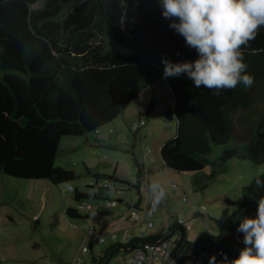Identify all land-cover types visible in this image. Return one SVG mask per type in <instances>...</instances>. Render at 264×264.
Returning <instances> with one entry per match:
<instances>
[{
	"label": "trees",
	"instance_id": "16d2710c",
	"mask_svg": "<svg viewBox=\"0 0 264 264\" xmlns=\"http://www.w3.org/2000/svg\"><path fill=\"white\" fill-rule=\"evenodd\" d=\"M37 1L0 0V173L52 185L77 179L74 171L54 165L61 137L95 131L136 101L143 88L164 78L173 104L163 115L175 121L176 133L160 145L158 154L164 167L194 173L196 184L197 175L212 163L208 158L212 145L230 140L234 113L252 103V87L264 80V27L241 48L253 77L251 86L238 85L215 95L203 86L194 88L184 74L162 75V56L176 61L193 59L196 53L169 28L157 0H45L31 8ZM241 150L230 146L219 160L241 155L254 164L264 162V114ZM213 176L212 170L203 178ZM93 177L95 183L85 185V190L72 187L75 202L100 198V188L110 190L98 185V179H107L110 185L119 181L112 174L94 172ZM257 178L264 180V173L242 187L240 204L228 218L215 219L219 235L192 242L177 238L176 257L205 245L214 246L215 254H233L235 214L251 197L264 196ZM89 213L76 206L65 208L71 218H86ZM177 226L173 223L127 243L113 242L100 256L92 254L91 261L105 264L116 252L123 253L120 247L168 237Z\"/></svg>",
	"mask_w": 264,
	"mask_h": 264
},
{
	"label": "rangeland",
	"instance_id": "374dc122",
	"mask_svg": "<svg viewBox=\"0 0 264 264\" xmlns=\"http://www.w3.org/2000/svg\"><path fill=\"white\" fill-rule=\"evenodd\" d=\"M44 2L39 0L31 8H38ZM161 86H157L160 93ZM163 87L171 95L167 85ZM144 90L116 118L95 131L84 136L61 137L54 165L74 171L77 179L52 185L43 180L19 179L0 173V264H98L91 261V255H101L110 244L107 237L103 243L92 244L88 252L79 251L84 225L92 224L99 232L98 224L105 219L71 218L65 214V208L75 206L73 191L68 190V185L78 191L85 190V185L95 183L94 172L112 174L122 181L111 182L110 190L98 189L100 198L87 199L102 208L106 199L117 203L110 207L112 214L109 215L111 223L108 229L117 236L113 242L122 243L123 235L143 237L155 230H166L178 219L183 221L180 225L184 227V238L189 242L217 234L215 219L228 218L239 206L242 187L264 173V162L254 164L241 155L224 162L219 160L220 153L230 146L241 152L247 139L240 136L233 123L230 140L225 144L212 145L208 155L212 163L197 175L196 184L193 182L194 173H177L164 167L158 154L159 145L175 136L176 124L173 119H166L164 113L155 114L160 109L159 98L155 108L147 114L154 101L148 99ZM242 111L234 113V120ZM140 119L144 120V125L133 132L132 125ZM256 129L250 135H254ZM134 159L139 165L144 163V159L147 166L152 165L149 183L160 181L165 189V196L155 205L149 190L133 184ZM212 170L214 176L211 180L203 178ZM104 182L108 180L101 178L97 181L98 185ZM182 197H185L184 201ZM138 201L139 220L135 224L123 220L122 213L127 212L126 207ZM67 222L76 223L78 227L72 228ZM147 222L152 226L147 227ZM78 253L81 262L75 261ZM122 256L123 253L118 251L105 264H120Z\"/></svg>",
	"mask_w": 264,
	"mask_h": 264
},
{
	"label": "clouds",
	"instance_id": "9594fccd",
	"mask_svg": "<svg viewBox=\"0 0 264 264\" xmlns=\"http://www.w3.org/2000/svg\"><path fill=\"white\" fill-rule=\"evenodd\" d=\"M169 28L183 37L185 45L196 53L193 59L173 61L161 57L162 75L176 77L184 74L194 88L214 90L247 88L252 75L242 54V46L256 37L264 27V0H157ZM123 3V0H121ZM256 185L264 187L257 178ZM152 203L165 196L160 181L149 185ZM236 230L242 233V247L232 258L217 260L214 255L208 264H264V200H258L254 215L239 219ZM219 235V233L215 234Z\"/></svg>",
	"mask_w": 264,
	"mask_h": 264
},
{
	"label": "built area",
	"instance_id": "2783aa9c",
	"mask_svg": "<svg viewBox=\"0 0 264 264\" xmlns=\"http://www.w3.org/2000/svg\"><path fill=\"white\" fill-rule=\"evenodd\" d=\"M144 120L140 119L138 123L132 125V130H136L140 126L144 125ZM139 178H144L142 176L133 178V184L139 185ZM103 187H110L108 182L101 184ZM172 187L176 188V184L172 183ZM68 190H72V186L67 187ZM178 190H175L177 193ZM182 201L185 200V197L181 198ZM114 200H106L104 206L110 207L115 205ZM76 209L80 212H93L97 209V206L89 202L86 198L81 199L80 201L75 202ZM254 210L249 216L255 214ZM122 219L125 221H132L135 223L139 220V214L134 208H130L122 215ZM178 225L182 224V219L176 220ZM146 226L151 227V223L147 222ZM181 226V225H180ZM107 237L112 242L116 239V234L114 231L108 232H96L94 226L89 225L86 228V233L80 248V252H88L89 247L94 243H103ZM142 237V236H140ZM178 238V233H174L171 236L158 239L155 241H144L138 245H134L132 248H129L127 251H123V256L121 257L120 264H208V258L214 253V246L205 245L208 249H198L190 254L184 255L182 259H177L173 255L175 249V240ZM242 238V234H241ZM130 238L126 235H123L121 238L122 243L129 242ZM76 261H82L79 256L76 257Z\"/></svg>",
	"mask_w": 264,
	"mask_h": 264
},
{
	"label": "water",
	"instance_id": "95a60500",
	"mask_svg": "<svg viewBox=\"0 0 264 264\" xmlns=\"http://www.w3.org/2000/svg\"><path fill=\"white\" fill-rule=\"evenodd\" d=\"M253 101L250 103L243 111L237 115L234 120V126L239 131L241 137H247L250 133L255 130L258 126L263 114H264V80L256 83L252 89ZM264 200V196L260 197H251L248 203L235 214L232 221V232L236 244V250L233 254H213L217 260L223 259L224 256L229 259L235 256L240 247H242V238L240 232L236 230L239 219L243 216H249L254 210H256L257 201ZM178 233V239L181 240L184 237V228L177 226L172 229L170 236L174 233ZM207 250V247H200L199 249ZM119 250L127 251L128 249H123L122 247ZM173 255L176 257V249L173 251ZM177 258V257H176ZM183 258V257H182ZM180 258V259H182ZM178 259V258H177ZM179 259V260H180Z\"/></svg>",
	"mask_w": 264,
	"mask_h": 264
},
{
	"label": "crops",
	"instance_id": "0c3cea01",
	"mask_svg": "<svg viewBox=\"0 0 264 264\" xmlns=\"http://www.w3.org/2000/svg\"><path fill=\"white\" fill-rule=\"evenodd\" d=\"M158 80H159V82H156ZM158 80H156L151 86H148L146 88H143V89H145L144 91H147V92H143V93H146V95H148V99L154 101V102H151L152 103V106L148 110L147 114H149V112L155 108V106H156V99L157 98H159V100L161 102L160 109L158 111H155L156 112L155 114H157V115H160V114L164 113L167 109L171 108L172 107V104H173V99L171 97L172 95H170V93L168 92L167 88H164L163 87L164 85H167V87L169 88L166 80L164 78H160ZM159 85H163V86H161L162 87V92L161 93L158 91V88H157V86H159ZM151 120H153V119H150V121ZM137 130H138V128L136 130H133V132H136ZM160 145H159V147H160ZM133 161H134L133 163H134V165L136 167L133 178L139 177V176L144 177V178H139V180H144V181H140V184L139 185H141L143 187V189L149 190V184H150L149 181L151 180L150 179V175H152L150 173V170H152V167H151L152 165L151 166L150 165L147 166V163H146V160L145 159H144V163L142 162V165H139L135 159ZM147 162H148V160H147ZM137 169H139L138 174H136V170ZM73 188L77 189L76 187H73ZM119 202H121V201H119ZM116 204L113 205V206H110V207H114V206H116ZM110 207L103 206V208H102V206H101V207H98V210L97 211L90 212L89 213V216L88 217L105 219V220H101L100 223L98 224L100 226V231L99 232H108V231H110L108 229L109 228L108 226L111 223V219H110V216L109 215L112 214L111 213L112 211L110 210ZM130 208H134L136 210H140L139 209L140 208L139 201L126 207L127 210L130 209ZM122 214H124V213H122ZM88 217H86V218H88ZM144 220H145V217H144V219H142V221L144 222ZM67 223L72 228H77L78 227V225L76 223H70V222H67ZM133 224H135V223H133ZM98 225H96V226H98ZM86 226L84 225V227H83V234H82L83 236L86 233ZM92 226H94V225H92ZM94 228H96V227L94 226ZM155 231H157V230H155ZM155 231H152V232H155ZM139 235H143V234L141 232H139ZM128 237L129 238H132L130 236H128ZM83 239H84V237H83ZM109 241H110V244L113 243L111 240H109ZM79 253H83V252H80L79 251ZM79 253H78L77 256H79ZM75 261H76V258H75Z\"/></svg>",
	"mask_w": 264,
	"mask_h": 264
}]
</instances>
